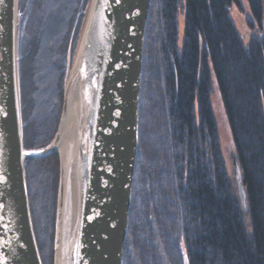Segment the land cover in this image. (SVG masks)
Listing matches in <instances>:
<instances>
[{
    "label": "trees",
    "instance_id": "16d2710c",
    "mask_svg": "<svg viewBox=\"0 0 264 264\" xmlns=\"http://www.w3.org/2000/svg\"><path fill=\"white\" fill-rule=\"evenodd\" d=\"M245 1L246 25L253 32L246 44L230 15L234 4L242 11L240 0H151L123 264H264V0ZM89 2L19 0L17 69L25 150L43 149L55 135ZM212 75L244 205L220 146L210 101ZM58 160L53 153L26 159L24 166L42 264H53ZM37 214L42 233L48 230L42 236Z\"/></svg>",
    "mask_w": 264,
    "mask_h": 264
},
{
    "label": "water",
    "instance_id": "95a60500",
    "mask_svg": "<svg viewBox=\"0 0 264 264\" xmlns=\"http://www.w3.org/2000/svg\"><path fill=\"white\" fill-rule=\"evenodd\" d=\"M151 0H90L62 94L57 129L23 148L17 69L19 0H0V264H42L25 161L58 153L72 105L75 140L61 161L54 264H123L138 149L144 40ZM238 192L245 194L237 175Z\"/></svg>",
    "mask_w": 264,
    "mask_h": 264
},
{
    "label": "rangeland",
    "instance_id": "374dc122",
    "mask_svg": "<svg viewBox=\"0 0 264 264\" xmlns=\"http://www.w3.org/2000/svg\"><path fill=\"white\" fill-rule=\"evenodd\" d=\"M240 2L242 5V11L239 9V7L237 5L234 4L232 7H230V15H231V18L233 19L236 27H237V30H238L241 38H242L243 43L246 44L253 32L251 29L247 28L246 21H245V16L249 15L247 3L245 0H240ZM183 30H184L183 15L181 13V14H179V17H178L179 45H181V42H182ZM19 97H20V92H19ZM210 101H211L212 111H213L215 121H216V127H217V131H218V136H219V141H220V146H221L223 158H224V161L226 164V169H227V172H228L229 176L231 177V179H234L237 176V167H236L235 158H234V147H233V143H232V139H231L230 130H229L227 120H226V117L224 114V110L222 107L220 94H219V91L217 88V83H216L213 75H212V89H211V93H210ZM50 105H49V110L51 111L53 109V106L51 107ZM46 157H48V156H46ZM41 158H45V157H41ZM58 162H59V170H60V172H62V165H61L62 163L59 160H58ZM60 195H61V192L59 194V202L56 206V208H57L56 220L58 218V210H59V206H60ZM38 204H40V206H41L42 202L40 201ZM38 207H39V205H38ZM40 216H41V214H37L36 216H34L38 231H41V226L43 228V225H42L43 219H41ZM38 222L40 224H38ZM55 223H56V221H55ZM47 231L48 230L46 229L45 234H47ZM45 234H43L42 231L40 233H38L39 236H42ZM54 239H55V233H54ZM53 242H54V240H53Z\"/></svg>",
    "mask_w": 264,
    "mask_h": 264
},
{
    "label": "bare ground",
    "instance_id": "6f19581e",
    "mask_svg": "<svg viewBox=\"0 0 264 264\" xmlns=\"http://www.w3.org/2000/svg\"><path fill=\"white\" fill-rule=\"evenodd\" d=\"M76 110L75 106L72 105L70 113L67 117L66 126L64 128L61 142L58 145V155H59V161H62L64 163V166H67V160L69 158V154L71 152V149L74 144L75 140V131H76Z\"/></svg>",
    "mask_w": 264,
    "mask_h": 264
},
{
    "label": "flooded vegetation",
    "instance_id": "af4514ba",
    "mask_svg": "<svg viewBox=\"0 0 264 264\" xmlns=\"http://www.w3.org/2000/svg\"><path fill=\"white\" fill-rule=\"evenodd\" d=\"M29 209H30V207H29Z\"/></svg>",
    "mask_w": 264,
    "mask_h": 264
}]
</instances>
